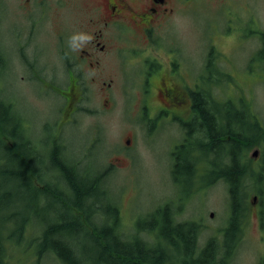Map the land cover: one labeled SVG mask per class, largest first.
I'll return each mask as SVG.
<instances>
[{
    "label": "rangeland",
    "instance_id": "374dc122",
    "mask_svg": "<svg viewBox=\"0 0 264 264\" xmlns=\"http://www.w3.org/2000/svg\"><path fill=\"white\" fill-rule=\"evenodd\" d=\"M1 1L0 51L8 57L6 82L3 84L5 96L16 104L28 124L29 135L38 141L39 152L43 157V169L47 174L44 175L45 179L48 176L52 178L54 175L58 180L57 190L63 191L70 199H73L72 191L60 177V170L54 168L49 157H45L47 151H50V144L46 138L51 137L52 128L61 120L60 118L64 117L62 106L66 92L62 90V94L57 93L53 90V86H50V83L64 86L66 82L62 78L64 75L60 73L63 72L61 62L57 63L59 59L52 51L55 44L51 27L53 21L36 27V42L32 47L23 49L25 54L31 53L32 50L39 51L52 68L56 64L59 65L60 72H53L48 77L51 80L44 83L28 78L26 68L16 56L17 47L13 27L5 23L13 18L12 22L16 21L20 27L19 31L29 30L21 16L28 12L23 7L24 0L18 1L14 15L13 13L11 15V12L16 7L15 2L6 0L11 10L7 14L2 10ZM183 8V18L174 20L170 28L162 31L164 37L170 39L171 34L179 36L180 43L187 47L184 54L185 60L193 58L194 64L199 63L198 58L201 56L202 46L205 45L204 41L216 43L218 100L229 104L232 99L233 105L243 104L247 111V107H250L252 115L245 118L246 127L252 124L259 125L260 122L264 125V75L260 74L258 58L261 44L254 36L244 37L241 41L236 33L228 32L225 19L232 17L235 27L238 26L239 20L245 19L248 22L252 16L257 21L260 19L261 27L264 29V0H185ZM38 30L40 33L37 32ZM125 66L126 64H121L120 76L114 75L116 86L109 96L97 93L95 91L97 84L87 82L90 92L81 105L88 110L76 111L73 114V121L62 124L61 137L65 143H68L63 156L65 162L75 163L78 166L75 171L80 170L87 174L83 183L86 187L91 185V181L97 183L96 186L91 185V187L95 191V201L104 205L101 214L105 213L108 198L105 199L101 195L100 182L103 178L96 179L106 167H109L104 187H107L111 193V199L117 200L119 222L126 232L131 231V224L134 221L147 216L161 205L170 203L180 213L178 217L180 216L181 220L200 225L202 231L199 238L200 246L209 236L220 238L230 208L226 187L217 178L219 181L209 187H202L197 191L191 189V192L190 184L187 183L184 175L195 171L197 183L202 184L203 177L209 173V158L192 159L195 170L191 162H182L176 170L177 174L172 175L170 168L172 161L169 155L173 144L160 136L151 138L147 135L144 113L141 109V97L135 93L122 92L131 87L128 78L136 74L131 72L130 68L125 70ZM230 67H232V79L225 74ZM107 78L104 80L108 81ZM226 79L232 86L231 91L228 92ZM244 133L254 135L255 131ZM128 137H132L129 144ZM263 140L264 132L260 130V146ZM255 148L254 146L247 151L250 157ZM76 159H80L79 164L76 163ZM249 183L250 181L247 184ZM39 184L41 185L40 182ZM253 187L254 184H250L245 189L250 192L247 196V210L252 209L250 201L256 193ZM36 197L40 200L41 208L44 209L42 211L36 208V213L42 214L38 217L36 224L44 225L54 217L56 211L60 215H66L60 202H56L52 195L42 193L37 194ZM30 199L34 204L35 194ZM20 210L24 216H29L32 212L24 206ZM211 212L213 217L209 216ZM248 213L245 220L247 223L245 239L234 250L233 264H264V241L260 240V232L256 228L258 218L254 213ZM158 219L161 220V217ZM96 221L99 220L96 219ZM262 236L264 238V233ZM78 239L75 244L68 238L64 240L77 249H81L85 255L84 259L95 264L92 259L94 256L98 257L100 249L81 234ZM5 245L8 264H32L33 259L30 256H24L18 250L20 247H12L9 240H5ZM42 264L60 263L48 257Z\"/></svg>",
    "mask_w": 264,
    "mask_h": 264
},
{
    "label": "flooded vegetation",
    "instance_id": "af4514ba",
    "mask_svg": "<svg viewBox=\"0 0 264 264\" xmlns=\"http://www.w3.org/2000/svg\"><path fill=\"white\" fill-rule=\"evenodd\" d=\"M13 1L16 7L12 12L7 6L8 1H1L2 10L7 14L11 12V15H14L17 11L19 0ZM184 2L185 0H24L23 7L28 12L21 16L29 30L19 31L20 27L16 21L12 22L13 18L5 23L13 27L16 56L26 68L28 78L48 83L51 80L48 77L53 72H60L59 65H52V68L39 51L32 50L31 53L25 54L23 49L32 47L36 42V27L53 21L51 27L55 44L52 51L59 59L57 63L61 62L63 72L60 73L64 75L62 78L66 82L64 86L52 83L50 86H53L57 93L62 94V90L66 92L63 96L64 109L61 110L64 117L52 128L51 137L48 136L47 140L53 139L59 143L60 138L63 139L62 124L73 121L76 111L88 110L81 105L90 92L87 82L97 84V93L109 96L116 86L114 75L120 76L121 64H126L125 70L130 68L131 72H135L133 77L128 78L131 87L122 92L135 93L141 97L147 135L151 138L160 136L173 144L169 155L172 161L171 173L175 171L177 160L181 163H192L194 158H209V173L203 177L202 184L197 183L195 171L190 179L186 180L190 184V190L197 191L202 187H209L219 180L226 187L230 208L225 220L226 225L217 240L225 239L236 249L245 239V220L248 212L254 213L258 218L256 228L260 232V240L264 241V140L261 146H255L258 157L253 156V153L251 155L255 158L250 157L246 150H229L220 154L213 150V140L208 133L209 125L202 118L204 114L212 119L214 137L220 129H224L223 133H228L227 136L232 133H247L248 126H244V121L249 115L243 104L233 105L232 99L229 104H224L221 108L218 106L216 43L204 41L205 45L202 46L201 56L198 58L199 63L194 64L193 58L185 60L187 47L180 43L179 36L171 34L170 39L164 37L162 31L170 28L174 20L183 18ZM225 19L228 32L236 33L241 41L244 37L254 36L261 47L264 45V29L260 19L257 21L252 16L248 22L241 19L235 27L232 17ZM76 32L88 33L93 36V40L81 51L73 52L69 50L67 40ZM4 58L7 69L8 57ZM258 58L260 74L264 75V56L260 55V51ZM231 70L232 67L226 70L225 74L232 79ZM106 77L108 81L104 80ZM225 84L226 91H231L232 86L227 79ZM220 102L223 103L221 100ZM237 111L241 112L240 123L234 120ZM258 127V133L260 134V130L263 133L264 125L260 122ZM131 138H127L128 144ZM223 140L220 139L221 142ZM206 144H209V147ZM61 148L58 156L62 158L61 161H65L63 156L66 147ZM216 155L228 160L229 165L234 157L238 158L235 163L237 185L231 178H216L215 161L212 162ZM194 167L192 163L195 170ZM250 184H254L256 193L250 201L252 209L247 210V196L250 192L245 189ZM242 187V193L238 191L236 194L238 200L235 203L232 190H240ZM209 216L213 217V213Z\"/></svg>",
    "mask_w": 264,
    "mask_h": 264
},
{
    "label": "trees",
    "instance_id": "16d2710c",
    "mask_svg": "<svg viewBox=\"0 0 264 264\" xmlns=\"http://www.w3.org/2000/svg\"><path fill=\"white\" fill-rule=\"evenodd\" d=\"M260 55L264 56V45ZM4 57L6 56L0 51V264H8L5 240L11 241L12 247H20L18 250L24 256L33 259L32 264H42L48 257L54 258L60 264H92L84 259L85 255L81 249L64 240L68 238L75 244L79 240V234L100 249L98 257L94 256L92 259L95 264H233V244H229L225 239L219 241L216 237L209 236L200 246V225L181 220L180 216L178 217L180 213L170 203H165L147 216L134 221L131 231L126 232L119 222L117 200H112L111 193L104 187L109 167L96 179L103 178L102 182L99 181L101 195L105 199L108 198L105 213L101 214L104 205L95 201V191L91 187L97 183L91 181V185L86 187L83 183L87 174L80 170L75 171L78 167L75 163L68 164L58 156L61 147L67 149L68 145L62 138L59 143L53 139L47 140L50 151H47L45 156L49 157L54 168L60 170V177L72 191L73 199L63 191L59 192L58 180L54 175L45 179L44 175L47 174L43 169V157L40 155L37 139L29 135L28 124L16 104L5 96L3 84L6 82L7 69ZM218 103L220 108L225 104L223 102L221 105L220 100ZM235 113L234 120L240 123L241 112ZM247 114L252 115L250 107ZM202 118L210 126L208 133L216 153L229 150L248 151L260 145L259 127L256 124L248 126V131H255L254 135L232 133L227 136L228 133H223L225 130L220 129L214 137L212 119L205 114ZM220 139H224L223 142ZM206 145L209 147V144ZM217 156L212 160L216 165V178H231L237 185L235 163L238 158L234 157L229 165L228 160ZM75 161L79 164L80 159ZM180 164L177 160L173 176L177 174L176 170ZM248 167L251 168L250 165ZM192 173L193 171L184 175L185 179H190ZM40 186L41 188H38ZM235 188L232 194L236 203V194L238 191L242 193L243 187L240 190ZM42 193L52 195L56 202H60L66 215H60L56 211L54 217L44 225L36 224L38 217L42 215L36 213V208L44 211L36 197ZM33 194L34 204L30 199ZM22 206L32 211L29 216L22 214ZM158 217H161V220Z\"/></svg>",
    "mask_w": 264,
    "mask_h": 264
},
{
    "label": "clouds",
    "instance_id": "9594fccd",
    "mask_svg": "<svg viewBox=\"0 0 264 264\" xmlns=\"http://www.w3.org/2000/svg\"><path fill=\"white\" fill-rule=\"evenodd\" d=\"M93 40V36L84 33V32H76L73 33L67 40V46L69 50L76 52L81 51L87 44L91 43Z\"/></svg>",
    "mask_w": 264,
    "mask_h": 264
},
{
    "label": "water",
    "instance_id": "95a60500",
    "mask_svg": "<svg viewBox=\"0 0 264 264\" xmlns=\"http://www.w3.org/2000/svg\"><path fill=\"white\" fill-rule=\"evenodd\" d=\"M127 143H128V141H127ZM257 150H254L253 151V156H256L257 155V152H256Z\"/></svg>",
    "mask_w": 264,
    "mask_h": 264
}]
</instances>
